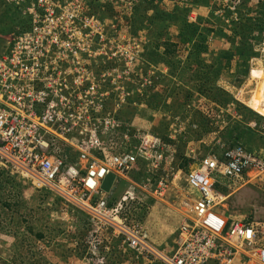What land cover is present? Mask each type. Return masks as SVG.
Instances as JSON below:
<instances>
[{
    "label": "rangeland",
    "instance_id": "374dc122",
    "mask_svg": "<svg viewBox=\"0 0 264 264\" xmlns=\"http://www.w3.org/2000/svg\"><path fill=\"white\" fill-rule=\"evenodd\" d=\"M21 1L0 0V57L12 44L13 36L21 32L23 22L19 19L25 20L21 10L31 0L24 1L27 5L23 6ZM84 3L90 10L96 4H101L102 9L110 6V13L94 15L105 20L108 34L111 27L121 26L118 31L123 44L118 45H125L130 56L128 68L123 69L125 81L112 84V90L106 88L112 101L123 100L120 112L114 115L119 116L120 123L117 130L115 127L99 135H110L117 151H121L119 146L123 149L121 153L134 152L139 137L146 134L158 138L164 148V159L153 172L147 170L148 162L138 156L135 169L114 183L107 196L112 201L110 206L132 188L144 205L142 209L134 207L135 215L145 223L152 239L156 235L164 238L165 232L171 230L175 235L177 221L165 215L174 210L186 212L190 198L196 196L195 191L187 190L185 176L176 175L179 170L185 172L188 165L208 154L220 157L238 146L264 164V116L247 106L264 86V80L251 76L253 69H264V0ZM137 4H142L141 8L136 9ZM135 9L139 16L132 14ZM133 19L139 20L132 32ZM115 33L110 32L112 38ZM98 52L94 50V60L89 63L101 69L104 57ZM90 86L91 83L87 89ZM93 114L96 118L100 115ZM59 149L65 156H74L71 148L60 145ZM161 176L167 178L169 202L150 208L152 200L147 191ZM240 179L237 183L220 181L215 185V190L226 197L225 214L244 223H264V171H259L257 177L243 175ZM141 183L148 190L141 191ZM154 214L167 219L162 224L166 228L160 231L158 227L151 234L150 225L156 222ZM166 245L171 249L174 241ZM0 264L157 263L135 258L113 230L0 166Z\"/></svg>",
    "mask_w": 264,
    "mask_h": 264
},
{
    "label": "built area",
    "instance_id": "2783aa9c",
    "mask_svg": "<svg viewBox=\"0 0 264 264\" xmlns=\"http://www.w3.org/2000/svg\"><path fill=\"white\" fill-rule=\"evenodd\" d=\"M84 1L31 0L21 10L29 29L14 35L0 57V166L113 230L135 258L157 264H264V223L230 221L225 198L215 190L220 181L237 183L243 175L257 177L264 171L263 162L241 146L196 160L176 174L185 176L187 190L196 196L181 212L171 249L156 245L135 215L134 207L144 206L136 190L126 189L110 206L109 195L100 189L102 179L108 173L115 175V183L125 179L139 155L148 162L147 170L156 171L164 148L146 134L134 152L121 153L110 135H99L120 123L114 115L123 100L112 101L106 88L125 79L130 56L125 45H118L123 44L121 26L111 27L108 34L105 20L90 13ZM112 31L117 32L113 38ZM94 50L104 57L101 69L89 63ZM60 145L71 148L74 156L63 155ZM191 169H196L193 174ZM166 179H154L147 191L152 201L167 196ZM141 187L148 190L146 184Z\"/></svg>",
    "mask_w": 264,
    "mask_h": 264
},
{
    "label": "crops",
    "instance_id": "0c3cea01",
    "mask_svg": "<svg viewBox=\"0 0 264 264\" xmlns=\"http://www.w3.org/2000/svg\"><path fill=\"white\" fill-rule=\"evenodd\" d=\"M252 101H253V99L252 100H250L249 102H248V107H252ZM260 114L261 115H263L264 116V114H262L261 112H260ZM167 202H169V197L168 196H165V198L164 199H157L156 201H151L150 203L152 204V205H149V206H151L150 208H153V206H154V204H158V203H167ZM165 215V214H164ZM141 216V215H140ZM166 216V218L167 219H170V220H175V221H177V227H179L180 226V224H181V222H182V214H181V211H173V212H171V214L170 215H168V214H166L165 215ZM138 217V216H137ZM153 218H155L156 219V222L155 223H153L152 225H150V227H151V234H152V231H154V230H159L158 229V227H160V231H164V229L166 228V227H164L162 224H163V222L164 221H166L167 219L165 218V219H163V220H161L159 217H160V215L159 216H157V214H154L153 216H152ZM139 218V217H138ZM228 218H229V220L230 221H237V222H243L244 220H236L237 219V217L236 216H234V219L235 220H233V217L231 216V215H228ZM139 220H141L140 218H139ZM258 220H256V222H257ZM141 222L144 224V226L147 228V226L145 225V223L141 220ZM253 222V221H252ZM260 222V221H259ZM244 223V222H243ZM247 223V222H246ZM245 223V224H246ZM157 226V227H156ZM153 227V228H152ZM148 229V228H147ZM178 229V228H177ZM174 230H171V231H169V232H165V236H164V238L163 237H161V238H159L158 239V236L156 235L154 238H155V240H153L152 239V237H151V235H150V233H149V231H148V233H149V235H150V238H151V240L156 244V245H158L159 247H161V248H163V249H165V250H168V248H166L168 245H166L168 242H172V241H175V238H176V234L174 235V232H173ZM170 233H172V234H170ZM159 240V241H158ZM165 247V248H164Z\"/></svg>",
    "mask_w": 264,
    "mask_h": 264
},
{
    "label": "bare ground",
    "instance_id": "6f19581e",
    "mask_svg": "<svg viewBox=\"0 0 264 264\" xmlns=\"http://www.w3.org/2000/svg\"><path fill=\"white\" fill-rule=\"evenodd\" d=\"M251 76H253V77H255V78H257V79H261V81L262 80H264V69H262V70H252L251 71ZM77 81H79V80H77ZM257 93H258V91H257ZM264 86H263V89H262V91L261 92H259V94H256V96H254V98H253V101H252V107H254V109H257L259 112H261L262 114H264ZM209 154L208 155H206L203 159H202V161H204V160H207L208 158H209ZM193 165V164H192ZM191 166V165H190ZM193 168H194V166H193ZM194 170H196V169H191L190 170V174H193L194 172ZM90 183L91 184H93V181L92 180H90ZM92 186H94V184L92 185ZM225 199H226V197H224ZM191 201H194L195 199H194V196H192L191 198ZM215 211H217V212H219V208L217 209V210H215ZM211 213L212 214H215L214 212H212L211 211ZM218 216V215H217ZM256 222V221H255Z\"/></svg>",
    "mask_w": 264,
    "mask_h": 264
},
{
    "label": "trees",
    "instance_id": "16d2710c",
    "mask_svg": "<svg viewBox=\"0 0 264 264\" xmlns=\"http://www.w3.org/2000/svg\"><path fill=\"white\" fill-rule=\"evenodd\" d=\"M91 2H92V1H91ZM91 2H90V4H91ZM94 2H96V1H94ZM0 5H1V4H0ZM2 5H3V4H2ZM141 5H142V4H137V5H136V9L141 8ZM91 6H92V5H91ZM106 6H107V7H106ZM106 6L104 5L105 8L102 9V8H101V4H100V5L96 4L95 7H93L94 9H91L90 12H92V14H94V13H95V14H99V13H102V12L110 13V12H111V10H110V6H109V5H106ZM5 9H6V7H5ZM136 9L133 11L132 14H133L134 16H139L138 13L136 12ZM145 10H146V9H145ZM133 15H132V16H133ZM21 16H22V15H21ZM24 18H25L26 22H24L25 20H20V19H19V21H22V22H23V23H21V26H20V28H19L20 31H25V30H28V29H29V21L27 20L28 18H27V17H24ZM139 18H140V17H139ZM138 20H139V19H137V20H136V19H133L132 22H134V23H131V22H130V23H131V27H130V28L132 29V30H131L132 32H133L134 27L137 25ZM246 113H250V114H252V115L255 116V117H259V116H258L255 112H253V111H248V110H246ZM247 119H248V118H247ZM188 164H189V163H186V164H185V168H186V166H187ZM185 168H184V169H185ZM150 201H151V200H150ZM37 236H38V235H37Z\"/></svg>",
    "mask_w": 264,
    "mask_h": 264
},
{
    "label": "water",
    "instance_id": "95a60500",
    "mask_svg": "<svg viewBox=\"0 0 264 264\" xmlns=\"http://www.w3.org/2000/svg\"><path fill=\"white\" fill-rule=\"evenodd\" d=\"M115 182V175L113 173H108L101 181L100 189L105 194H109L113 184Z\"/></svg>",
    "mask_w": 264,
    "mask_h": 264
},
{
    "label": "clouds",
    "instance_id": "9594fccd",
    "mask_svg": "<svg viewBox=\"0 0 264 264\" xmlns=\"http://www.w3.org/2000/svg\"><path fill=\"white\" fill-rule=\"evenodd\" d=\"M115 183V182H114ZM113 186H114V184H113Z\"/></svg>",
    "mask_w": 264,
    "mask_h": 264
}]
</instances>
